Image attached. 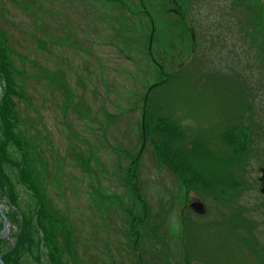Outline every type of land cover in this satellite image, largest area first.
Segmentation results:
<instances>
[{
  "label": "rangeland",
  "instance_id": "rangeland-1",
  "mask_svg": "<svg viewBox=\"0 0 264 264\" xmlns=\"http://www.w3.org/2000/svg\"><path fill=\"white\" fill-rule=\"evenodd\" d=\"M0 45L52 218L0 159V258L23 213L11 264H264V0H0Z\"/></svg>",
  "mask_w": 264,
  "mask_h": 264
},
{
  "label": "trees",
  "instance_id": "trees-1",
  "mask_svg": "<svg viewBox=\"0 0 264 264\" xmlns=\"http://www.w3.org/2000/svg\"><path fill=\"white\" fill-rule=\"evenodd\" d=\"M151 38V36H150ZM16 68V67H15ZM14 69V64L10 62L6 55V51L2 50V45H0V75L3 78V80L7 83V86L5 87L2 95H1V101H0V159L5 160L8 163V166H12L14 169L18 171V178L20 183L29 190L31 193L35 195L36 200L39 202V207L37 210V226L40 228V235L44 236L45 233L43 231L45 228L43 227V224L41 223V219L47 220L52 219L48 213H46V205L42 202H44V196L42 192L40 191L38 185L35 183V181H40V177L35 178L32 172V168L38 165V167H42L45 163V158L43 157V153L40 151V145L39 143L33 144L32 150L39 151L40 153L37 155H33L32 157H36L35 159H29L30 156H26L24 153V147H27L28 142H24L21 139H23V134L20 132V127L25 128L27 125V120L29 119L28 112L26 115H18V112L14 111L13 105L18 104L19 100H25L21 94L16 93L15 88L18 87L13 83H16L14 79L11 78V73ZM0 77V79H1ZM44 79V78H43ZM24 80H18L19 85L23 86ZM17 84V83H16ZM11 95L15 96V101L12 99ZM18 100V101H17ZM13 104V105H12ZM36 118V116H34ZM36 120V119H34ZM30 121V120H29ZM39 123V120H38ZM17 127V128H16ZM19 127V128H18ZM40 128V125H39ZM44 128V126H43ZM45 131V130H44ZM37 132V131H36ZM46 133V131H45ZM16 135V136H15ZM40 141V140H39ZM41 142V141H40ZM8 143H11L12 145L16 146V150L19 151V159L11 158L10 152L8 151ZM201 152H207L206 150L203 151L201 147L198 148ZM15 153V152H14ZM185 158L190 159L192 155L190 153L184 152ZM207 155L209 156V153L207 152ZM214 159V158H213ZM191 162V161H190ZM227 162V161H226ZM192 163V162H191ZM231 163V162H230ZM32 167V168H31ZM7 172L5 170L0 169V198H6L8 201V204H15L17 206L16 198L18 199V194L15 193V183L13 182V179L6 174ZM39 181L37 183H39ZM8 214V213H7ZM9 220L10 216L8 214L7 217ZM30 219L23 213H21V219L17 221L19 223V231L16 234L15 237V245L13 248H10V246L7 248L9 250L2 251L1 259L3 260L4 264H11L10 261H14L16 258H19L22 253H29L31 255L32 251L35 254L37 249L40 247L37 237L33 236L32 229H30L31 223L29 222ZM0 229H1V222H0ZM46 235V234H45ZM37 238V239H36ZM47 253L50 255V263L51 264H57L59 263L58 255L56 253V248H53L55 244H52L50 239H47ZM6 242L4 238H0V242ZM42 241V240H41ZM52 244V245H51ZM136 245V244H135ZM39 258V255H38ZM38 258L35 259L37 263H39ZM56 258V259H55ZM133 261V260H132ZM141 257L138 255V262L140 263ZM138 264V263H137ZM142 264V262H141Z\"/></svg>",
  "mask_w": 264,
  "mask_h": 264
},
{
  "label": "water",
  "instance_id": "water-1",
  "mask_svg": "<svg viewBox=\"0 0 264 264\" xmlns=\"http://www.w3.org/2000/svg\"><path fill=\"white\" fill-rule=\"evenodd\" d=\"M260 172H261L260 177H259V179L261 181L260 191H261V193L264 194V166L260 168ZM191 206H192V208H193V210L195 212L201 213V214L204 213L205 212V209H206L205 208V205L203 203H201V202H198V201H193L191 203ZM0 216L3 218V221L4 222L7 221L6 216L2 212L1 208H0ZM0 264H3L1 258H0Z\"/></svg>",
  "mask_w": 264,
  "mask_h": 264
}]
</instances>
